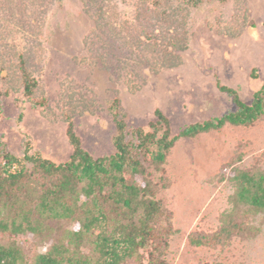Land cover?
<instances>
[{"label": "rangeland", "instance_id": "rangeland-1", "mask_svg": "<svg viewBox=\"0 0 264 264\" xmlns=\"http://www.w3.org/2000/svg\"><path fill=\"white\" fill-rule=\"evenodd\" d=\"M24 69L36 83L31 95ZM263 83L264 0H0V149L18 156L29 144L55 163L68 161L69 122L94 157L114 154L116 98L127 140L137 143L134 130L151 131L157 109L176 135L237 110L221 85L250 104ZM135 154L146 174L126 176L149 179L171 213L166 264H264V210L237 199L233 177L238 169L264 171V113L180 137L160 167ZM39 180L30 186L38 189ZM40 216L36 233L0 228V243L19 244L25 264L78 227ZM226 223L234 226L214 245L190 242V233L211 237Z\"/></svg>", "mask_w": 264, "mask_h": 264}, {"label": "trees", "instance_id": "trees-1", "mask_svg": "<svg viewBox=\"0 0 264 264\" xmlns=\"http://www.w3.org/2000/svg\"><path fill=\"white\" fill-rule=\"evenodd\" d=\"M203 1L192 0L196 5ZM23 73L25 92L31 95L36 83L25 69ZM220 87L233 95L237 110L187 125L171 135L169 118L157 109L151 131L140 127L134 130L137 143L127 140V123L120 116V101L116 98L113 106L117 109L114 112L117 133L113 138L116 152L108 156L94 157L87 151L72 122L67 128L73 145L68 161L55 163L37 151L31 152L29 144L22 156L0 149V215L4 208L9 210L8 214L14 212L0 217V228L36 233L42 226L39 220L43 214L78 224L68 231L67 238L38 253L32 264H166L163 254L174 232L171 213L155 198L149 179L137 184L126 174H146L136 149L160 167L180 137H193L227 123L250 124L264 113V83L250 104L243 102L234 89ZM36 174L40 177L38 189L30 186ZM233 177L237 182V199L251 208L264 210V171L238 169ZM27 201L34 206L25 207ZM233 226L234 223H226L211 237L190 233L189 239L193 245H214ZM84 245L89 252L83 251ZM25 263L19 244L0 243V264Z\"/></svg>", "mask_w": 264, "mask_h": 264}, {"label": "bare ground", "instance_id": "bare-ground-1", "mask_svg": "<svg viewBox=\"0 0 264 264\" xmlns=\"http://www.w3.org/2000/svg\"><path fill=\"white\" fill-rule=\"evenodd\" d=\"M255 34V33H254Z\"/></svg>", "mask_w": 264, "mask_h": 264}]
</instances>
